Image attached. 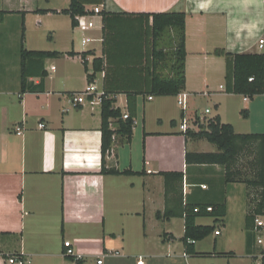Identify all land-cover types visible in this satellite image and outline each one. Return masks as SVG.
I'll list each match as a JSON object with an SVG mask.
<instances>
[{
  "label": "crops",
  "instance_id": "1",
  "mask_svg": "<svg viewBox=\"0 0 264 264\" xmlns=\"http://www.w3.org/2000/svg\"><path fill=\"white\" fill-rule=\"evenodd\" d=\"M37 1L0 0V10L12 12L0 23V264H10L9 259L16 256L27 264H68L63 254L66 241L82 256L81 264L98 260L102 264H261L264 228L256 231L254 222L248 240L247 185L225 184L219 165L187 167V152L217 153L218 148L205 139L184 135L176 96L156 102L152 96V100L138 97L131 142L115 135L105 156L107 170L134 174H103L101 106L74 107L71 97L94 80L103 89L105 71L91 80L92 61L99 57L104 58L110 89L144 83L124 75L137 55L124 46L123 39V46L109 40L108 60L104 56L102 16L94 17L93 30L81 34L100 46L87 48L90 43L82 46L72 39L70 49L62 52L92 51L87 57L88 72L79 55L47 59L44 91L21 92L20 39L25 28L28 41L27 21ZM96 6L109 13H185L183 92L199 94L212 103L213 108L204 109L210 108V118L219 116L235 133L264 135V94L249 98L227 93L226 58L215 55L216 50L264 54V48H259L264 41V0H104L86 9ZM166 63L163 73L167 75L171 63ZM34 65L30 63L31 71ZM29 81L39 84L41 79L30 77ZM141 97L152 103L147 112L139 111ZM115 98L116 107L124 100L120 108L127 113L126 95ZM166 99L176 100L171 109ZM17 128H22L21 135ZM169 173L184 174L182 184L170 192L164 177ZM181 197L184 205L198 208L225 202L223 222L215 225L210 217L196 220L220 231L195 244V251L203 256L185 252L184 217L164 216ZM259 218L264 222V215Z\"/></svg>",
  "mask_w": 264,
  "mask_h": 264
},
{
  "label": "trees",
  "instance_id": "2",
  "mask_svg": "<svg viewBox=\"0 0 264 264\" xmlns=\"http://www.w3.org/2000/svg\"><path fill=\"white\" fill-rule=\"evenodd\" d=\"M70 0L69 7L60 11L71 19L72 28L76 25L75 17L91 11L86 9L90 4H102L104 0ZM51 11V10H50ZM49 10H36L38 13H49ZM55 11V10H53ZM58 13V11H55ZM12 12L0 10V23L7 14ZM103 17V54L108 60L109 53L107 42L113 40L136 53L137 58L131 70L124 73L131 78H141L144 84H128L110 89L108 85V71L105 70L104 58H94L92 70L95 74L105 71L103 83L104 95L101 103L102 116V154L103 174H134L127 170L120 172L117 169L105 168V156L113 143L115 135L120 136L130 143L132 140L135 119L137 117L138 97H169L178 96L184 91L186 85V15L182 12L168 13H109L105 9L100 12ZM115 30V31H114ZM120 32V33H118ZM170 36L172 52L169 53L162 42L165 36ZM25 28L22 29L20 42L21 56V92L41 93L44 91V80L47 71L44 62L47 59H56L62 56H77L82 59L85 70L88 72L87 57L92 51L76 53L70 51H29L25 48ZM123 46V45H122ZM215 55L226 58V91L230 94L254 97L264 94V54H230L223 50H216ZM169 60L170 73L164 74L166 61ZM32 66L31 71L30 63ZM33 75V76H31ZM121 75V74H120ZM30 77H39V84L30 82ZM136 79V80H137ZM250 79H253L250 81ZM125 94L127 97L128 118L123 119V110L116 107L115 95ZM244 113V112H243ZM112 125L115 129H112ZM186 137L192 139H205L218 148L217 153H191L187 152L185 161L187 167L192 165H219L224 169V183H244L248 189L247 237L250 240L253 223L264 215V135L263 134H237L231 124L223 123L219 116L208 120L200 132H186ZM167 191L171 187L182 184L184 174H164ZM176 189V188H175ZM174 208H167L166 218L184 217L185 233L182 241L185 252L190 256H203L195 251V244L204 240L216 231V224L223 222L226 216L225 202L212 206V211L207 212L206 207L198 208L183 204L179 198ZM198 209V212L195 210ZM200 217L214 219L215 225L202 226L196 223ZM83 261H81L82 263ZM264 264V260L261 262Z\"/></svg>",
  "mask_w": 264,
  "mask_h": 264
},
{
  "label": "rangeland",
  "instance_id": "3",
  "mask_svg": "<svg viewBox=\"0 0 264 264\" xmlns=\"http://www.w3.org/2000/svg\"><path fill=\"white\" fill-rule=\"evenodd\" d=\"M69 4H70V0H38L36 4L37 6L36 9H49L51 10L50 13L52 15L45 16L46 14L39 13L41 14L40 18L42 20V24L39 25L37 23L38 19L36 15L38 14V12H36V9L35 11L30 12L28 21H27V33L28 34H26L28 41L25 42L26 41L25 39L24 41L25 46L30 48V50L63 52V51L70 49V41L72 39H75L76 42L79 41L81 44V39H82L81 33L78 31L73 32L70 17L63 13H60L61 10L67 9L69 7ZM53 10H57L58 13ZM87 36L89 37L91 36V34H87ZM170 36H171L170 34L165 36V39L162 42V45L166 49L169 50L168 51L169 53L172 52ZM91 46L97 47V46H100V43H90L86 47L89 48ZM166 62L169 63V60H167ZM67 64H72V63L68 62ZM166 66H168L167 63H166ZM89 85H94L97 88L100 87L99 80H94L90 82ZM160 98L161 97H157V98L154 97V102H156L157 100H160ZM190 101L192 103L191 106H194V110L198 108L200 111H204L206 107L213 108L212 107L213 104L207 103L204 98H198L196 99V101L193 98V100H190ZM164 103L168 105L167 106L168 109L169 108L171 109L172 106H174L173 104L176 103V100L173 101L172 99H168V100L166 99ZM118 104L122 108H124L125 106V102L123 99H121ZM151 104L152 103L148 101L144 102L143 98L141 97L139 99V108H140L139 111L146 110L147 112ZM208 116H211V114H208Z\"/></svg>",
  "mask_w": 264,
  "mask_h": 264
},
{
  "label": "built area",
  "instance_id": "4",
  "mask_svg": "<svg viewBox=\"0 0 264 264\" xmlns=\"http://www.w3.org/2000/svg\"><path fill=\"white\" fill-rule=\"evenodd\" d=\"M103 10V7L96 6L91 12L86 13L84 15H79L75 17L76 25L74 27V31H78L81 34H84L90 30H93L95 28L94 23V17L101 16L100 12ZM90 38H82L81 39V45L85 46L86 44L90 43ZM259 48H264V41H261L259 44ZM89 58H87V61ZM93 62V61H92ZM253 79H250L252 81ZM104 95L103 89L97 88L94 85H89L86 87V89L82 92L76 93L71 97V103L74 107L78 105H83L85 103L90 104L91 106L99 105L101 106L102 103V97ZM205 96H208V93H204ZM196 100L200 98V95L190 94L186 92H182L177 96V103L182 111V117L180 120V129L183 133L186 132H200L202 130L203 125L205 126L210 118L208 114L211 113L210 108H207L204 111H200L198 109L194 110L192 108L190 100ZM149 100H152L153 98L151 96L148 97ZM128 114L124 113L123 119H127ZM41 128H44L43 124H40ZM18 134H22L23 130L22 128H17ZM205 188V187H203ZM212 207L207 208V212H211ZM195 212H198V209L195 210ZM256 224V231L259 230V228H264V222L257 218L255 220ZM220 231H216V235H219ZM259 243H262L261 240H259ZM64 256L68 261V264H81V261H83L82 256L78 255L73 247L72 242L66 241L64 243ZM10 264H27L22 256H16L11 257L9 259ZM97 264H102V260H98Z\"/></svg>",
  "mask_w": 264,
  "mask_h": 264
}]
</instances>
